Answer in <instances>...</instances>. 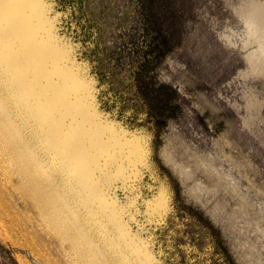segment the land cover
Segmentation results:
<instances>
[{"label":"rangeland","instance_id":"374dc122","mask_svg":"<svg viewBox=\"0 0 264 264\" xmlns=\"http://www.w3.org/2000/svg\"><path fill=\"white\" fill-rule=\"evenodd\" d=\"M51 1L98 108L147 142L139 190L165 189L169 205L147 231L161 264H264V75L249 72L240 17L251 0ZM18 164L0 153V264H122L68 210L50 216V169L24 178Z\"/></svg>","mask_w":264,"mask_h":264},{"label":"bare ground","instance_id":"6f19581e","mask_svg":"<svg viewBox=\"0 0 264 264\" xmlns=\"http://www.w3.org/2000/svg\"><path fill=\"white\" fill-rule=\"evenodd\" d=\"M58 14L51 0H0L1 159L20 162L24 178L50 169L48 194L60 202L44 205L50 216L68 210L84 223L77 232L97 233L122 264H161L147 231L169 205L165 189L149 198L139 190L147 142L98 108L95 79L61 34ZM240 17L244 44L255 45L249 72L264 75V1L251 0Z\"/></svg>","mask_w":264,"mask_h":264}]
</instances>
